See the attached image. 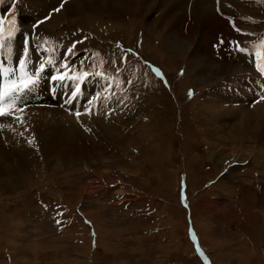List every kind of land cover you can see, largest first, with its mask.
Here are the masks:
<instances>
[{
    "label": "rangeland",
    "instance_id": "rangeland-1",
    "mask_svg": "<svg viewBox=\"0 0 264 264\" xmlns=\"http://www.w3.org/2000/svg\"><path fill=\"white\" fill-rule=\"evenodd\" d=\"M12 2L7 14L19 29L16 46L22 49L29 38L27 59L42 55L35 48V28L48 27L38 29L47 46L60 55L75 45L71 50L79 56L92 48V66L104 64L118 78L109 85L123 95L122 110L138 108L137 126L117 131L122 135L111 146L99 147L95 156L88 153L69 167L61 159L55 166L62 167L55 170L57 156L45 161L39 155L40 166L33 165L28 174L18 178L12 169L14 184L0 179V264H220L217 259L230 260L228 252L264 264V122L244 125L242 116L261 110L264 95H255L250 86L255 78H246L251 71L257 76L252 54L236 46L248 35L237 29L260 34L264 41V0H230L231 9L243 15L235 30L213 21L197 32L188 21L182 28L166 24L161 7L140 8L137 14L91 10L85 20L90 24L62 19L53 26L36 21L51 19L52 7L64 0H0L4 7ZM113 21L124 27L107 29ZM152 23L154 30H148ZM192 32L187 49H163L167 36L185 41ZM217 32L223 34L221 44ZM248 41L263 49L257 38ZM201 47L206 68L196 72L186 61L193 59L194 49L201 54L196 50ZM220 50L222 56L216 57L213 52ZM207 76H214L212 84L204 81ZM233 86L243 95L235 93L237 105L232 100L222 104L233 108L231 114L225 111L229 118L211 114V101ZM220 124L230 137L215 146L208 129ZM133 136L140 139L130 141ZM90 180L91 188L81 191Z\"/></svg>",
    "mask_w": 264,
    "mask_h": 264
},
{
    "label": "bare ground",
    "instance_id": "bare-ground-1",
    "mask_svg": "<svg viewBox=\"0 0 264 264\" xmlns=\"http://www.w3.org/2000/svg\"><path fill=\"white\" fill-rule=\"evenodd\" d=\"M62 4L63 7H61L60 5V7L58 6L60 11H55L51 19H45V22L43 21L44 23H42V25H46V22L50 21L54 26V24L56 23H61L62 19L65 20L64 22L66 23L79 20L85 24H90L91 22L86 23L85 20L86 18L90 19L92 15L91 10L103 11V13L104 11H106V13L115 14H119L122 11L127 10V12H134L137 14V11L140 8L146 9L147 7H149L150 9H152L154 7H161L162 12L166 17V24H171L173 28L177 27V25L178 27L182 28L184 22L188 21V26L192 25V29L197 32L196 30H200L201 27L205 28L208 24H210L209 22L213 21L218 23L220 21L226 23L227 21L228 25L232 24L233 22H235L236 24L235 20L237 19L238 15H240L235 9H231L233 3L230 2V0H64ZM38 6L40 8V3ZM52 6L49 5V7ZM218 10L230 13H226V20L221 18L216 13V11ZM100 23L102 22L100 21ZM52 25L50 28H53ZM23 26L29 27L30 25L26 24ZM188 26L187 29H190L191 27L189 28ZM121 27H124V24L120 25L119 23L113 21L110 23V26H107V29L114 28L113 30L117 31L121 30ZM153 27L154 24L152 23L148 26V30H154ZM38 29L48 30L49 28L39 26V28H35V34L39 33ZM193 37V32L192 35L187 36L188 39H186L185 41H182L183 39H179V41H177L175 40V38H170L169 36H167L166 38H164L163 49L168 52L169 50L179 51L187 49L188 42L193 40ZM16 39V37L13 38L12 45L14 44ZM248 42L249 43L246 48L251 51L254 56L257 50L264 54L263 49L259 48L254 43H250V41ZM37 45V49L41 52L43 45L38 43ZM41 45L42 48H40ZM253 45H256L257 48L254 49ZM6 48L7 43H5V49ZM13 49L14 50L12 51V55L15 60L12 61L11 66L16 67L18 63L16 53L18 52V50H16L15 47H13ZM196 50L201 51L202 47ZM193 53V55H190L193 59H188V61H186V66L189 67L191 65L195 67L196 72H201L206 68V66L203 65L200 60V58H203L205 54H203V52L201 54L198 51L195 52V49L193 50ZM4 55L5 58H2L3 62L5 66H8L7 53H4ZM217 70L218 67L216 68L215 72ZM188 72L189 71H187V73ZM255 72L257 73V76L251 71L252 74H249L246 78L249 80L251 77L255 78V81L253 80L254 82L250 85L251 88L256 89L257 93H255V95H264V75L258 74L256 70ZM187 73L185 74V77L187 76ZM43 74L48 73L47 71H44L41 75ZM101 77V75H98L94 78L96 80L86 79L84 81V87L89 89L90 91H93L97 86L98 88L103 86V90L100 92L101 96L98 100V105L95 108V111L90 112V114H81L79 116L80 125H78L77 122L73 121L71 115L66 114L58 107L42 108V106L37 105H24L22 109L11 115V122L9 123L8 128L0 131L1 180L9 179V184H14L13 180L11 179L13 178L12 169H16L19 174V178V176H23L25 172H27L28 174L29 170H34L31 168L33 165L40 166L39 161L42 158L45 161H48L54 159V157L57 156V162H55V160L54 162L52 161V165L54 166H57V163H59L61 159L65 160V162L67 163V167L73 165L74 163H76L77 165L88 157V153L91 156H95L100 149L99 147H105V145L108 146L110 144L112 145L113 142H115L114 140L120 137L121 133H116L117 131L122 132L124 129L129 128L131 124H134L133 127L137 126L136 121H133V116L136 114V110L138 107L128 108L126 109V112H124V109L122 110L121 107V103H123V101H120L124 98L123 95H121L120 91L117 90V86L115 84L109 85V82H104L106 78L102 79ZM185 77L183 79H185ZM213 77L214 76L210 78H208V76L205 77L204 81H206L207 85H209V83H213ZM93 80L95 83L93 86H91V82ZM236 92H240L239 94H242V91L236 89L234 86L232 88L225 87V90L218 95L219 98L221 97L220 100L218 99V97L217 99L214 98V100L210 103L211 106L208 105V109H210L211 114L215 115L216 117L228 119V112L225 111H230L231 114L233 108L222 107V104H225V100H232V104L237 105L236 101H238L239 99H236V96L239 95H236ZM216 105L219 106V108H216ZM260 108L261 110L257 109L253 113H245L244 115H242L243 124L248 125V123L250 124L257 121L260 122L261 118H263L264 122V104L261 105ZM137 117H139V115H136V118ZM21 120L22 122H20ZM141 126H138L140 130ZM208 130L210 131L209 134L214 136L213 144L215 146H221L222 144L227 143V139L230 137L228 128L224 127L223 124L214 126V128H209ZM90 133L93 134L92 137L88 135ZM139 139L140 136H133L130 141ZM86 140H88L87 143ZM39 155L42 156L41 159L39 158ZM63 160L61 162H63ZM60 167L62 166L60 165L54 169L56 170ZM35 170L37 172H40L42 168H37ZM89 183L92 185L91 180L86 182L82 186L81 191L90 189L91 186L89 185ZM9 184H7L5 187L10 188L8 186ZM41 184L44 185L43 183ZM217 185H219V183H217Z\"/></svg>",
    "mask_w": 264,
    "mask_h": 264
},
{
    "label": "snow or ice",
    "instance_id": "snow-or-ice-1",
    "mask_svg": "<svg viewBox=\"0 0 264 264\" xmlns=\"http://www.w3.org/2000/svg\"><path fill=\"white\" fill-rule=\"evenodd\" d=\"M63 7V4L61 5ZM54 11H60L59 8L54 9ZM48 19V17H45ZM8 24L9 28L12 29L8 32L7 35V48L5 49V37L4 33V25ZM43 23V21H40ZM15 24L14 18H10L8 21H5L3 18H0V53L6 51L7 53V61L8 66H5L3 59H0V77H3L2 82H0V117L11 116L12 110L16 108L17 101L21 99V94L26 93L31 88L35 87L37 84L40 75L45 71V63L41 62L39 68H37L34 72L31 71L28 67L30 61L27 59L29 56V38L25 36L22 52L18 51L16 53L17 56V66L13 67L12 65V40L14 35L19 34V29L13 28ZM240 31V29H237ZM75 47V45H73ZM253 48H257L256 45H253ZM237 50L240 52H245L247 49L245 47H239V43L237 42ZM71 52V49H68ZM131 51V50H129ZM256 62L255 68L258 74L264 75V54H262L259 50L255 52ZM48 64H52L51 60L47 61ZM61 68H67L68 65L62 64ZM156 73L159 75V70L154 69ZM66 74H59L50 77L53 81H63L67 79ZM76 92H79V86L76 87ZM191 91L189 95L191 96ZM264 99V97H262ZM19 110V109H16ZM87 111V110H86ZM77 118L79 119L80 113H76ZM22 122V120L20 121ZM2 127V125H0Z\"/></svg>",
    "mask_w": 264,
    "mask_h": 264
},
{
    "label": "crops",
    "instance_id": "crops-1",
    "mask_svg": "<svg viewBox=\"0 0 264 264\" xmlns=\"http://www.w3.org/2000/svg\"><path fill=\"white\" fill-rule=\"evenodd\" d=\"M209 238V237H208ZM220 241H222V239H220ZM224 245H217V246H215V247H217V249H220L221 247H223ZM239 247H235L236 249H238L239 251H241V246L240 245H238ZM229 251V250H228ZM227 251V252H228ZM234 253H236V251L233 249L232 250ZM242 252V251H241ZM242 253H247V252H242ZM228 254H230V260H227L226 259V256H225V254H224V259H226V260H222V259H217V261H219V263L220 264H252V263H250V261L248 260V258H246V257H248V255L246 256V257H244L243 256V254H238V259H237V255L236 256H233L232 255V252H228ZM240 255H241V257H240ZM209 256V255H208ZM239 258H240V262L238 263V261H239ZM233 259V260H232ZM243 261V262H242Z\"/></svg>",
    "mask_w": 264,
    "mask_h": 264
}]
</instances>
